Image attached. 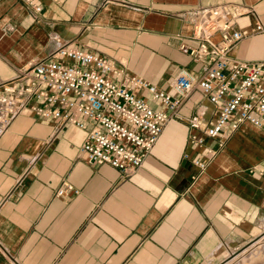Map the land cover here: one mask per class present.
Listing matches in <instances>:
<instances>
[{
	"label": "crops",
	"instance_id": "crops-1",
	"mask_svg": "<svg viewBox=\"0 0 264 264\" xmlns=\"http://www.w3.org/2000/svg\"><path fill=\"white\" fill-rule=\"evenodd\" d=\"M226 2L252 10L238 29L264 26V0H0V83L64 45L177 99L170 83L178 71L201 72L180 49L197 43L195 9ZM229 56L264 59V34L243 38ZM178 114L127 175L88 164L85 132L71 125L58 129L27 112L0 125V264H220L225 250L247 243L264 228V131L243 123L204 138L216 153L198 168L204 154L185 118L198 114L210 125L215 108L196 88ZM65 186L77 193L58 195Z\"/></svg>",
	"mask_w": 264,
	"mask_h": 264
},
{
	"label": "built area",
	"instance_id": "built-area-1",
	"mask_svg": "<svg viewBox=\"0 0 264 264\" xmlns=\"http://www.w3.org/2000/svg\"><path fill=\"white\" fill-rule=\"evenodd\" d=\"M29 5L34 13L41 9ZM251 13L228 2L195 9L191 39L197 43H182L180 49L202 63L201 72L178 71L170 83L177 99L140 76L127 74L112 60L58 45L49 58L23 67L0 83V125L8 126L24 112L54 119L58 129L71 125L85 132L80 153L88 164H106L127 175L141 167L164 126L180 117L183 102L198 88L216 114L210 125H203L198 114L185 118L192 130L191 145L204 154L195 165L203 168L216 153L204 138L226 137L243 123L264 131V59L251 62L229 56L243 38L264 34L258 21L250 30L236 27L240 17ZM139 91L148 97L137 96ZM148 100L161 108H153ZM257 173L264 184V161ZM70 191L77 193L65 186L57 194Z\"/></svg>",
	"mask_w": 264,
	"mask_h": 264
},
{
	"label": "rangeland",
	"instance_id": "rangeland-1",
	"mask_svg": "<svg viewBox=\"0 0 264 264\" xmlns=\"http://www.w3.org/2000/svg\"><path fill=\"white\" fill-rule=\"evenodd\" d=\"M136 95L146 97L142 91ZM222 257L220 264H264V228L258 230L243 246L225 250Z\"/></svg>",
	"mask_w": 264,
	"mask_h": 264
}]
</instances>
